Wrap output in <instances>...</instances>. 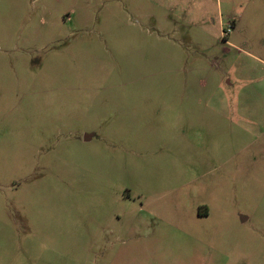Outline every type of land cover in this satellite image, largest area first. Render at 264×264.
Listing matches in <instances>:
<instances>
[{"label": "rangeland", "instance_id": "obj_1", "mask_svg": "<svg viewBox=\"0 0 264 264\" xmlns=\"http://www.w3.org/2000/svg\"><path fill=\"white\" fill-rule=\"evenodd\" d=\"M0 264H264V0H0Z\"/></svg>", "mask_w": 264, "mask_h": 264}, {"label": "built area", "instance_id": "obj_2", "mask_svg": "<svg viewBox=\"0 0 264 264\" xmlns=\"http://www.w3.org/2000/svg\"><path fill=\"white\" fill-rule=\"evenodd\" d=\"M231 30H230V28L229 29H227V31H226V33H229Z\"/></svg>", "mask_w": 264, "mask_h": 264}]
</instances>
